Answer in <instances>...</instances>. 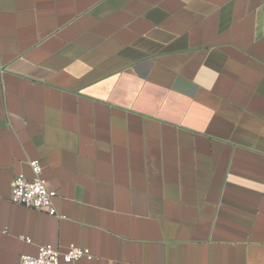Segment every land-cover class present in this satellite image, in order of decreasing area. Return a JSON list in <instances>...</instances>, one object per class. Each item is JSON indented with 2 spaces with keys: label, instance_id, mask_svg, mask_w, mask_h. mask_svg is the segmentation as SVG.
<instances>
[{
  "label": "crops",
  "instance_id": "obj_1",
  "mask_svg": "<svg viewBox=\"0 0 264 264\" xmlns=\"http://www.w3.org/2000/svg\"><path fill=\"white\" fill-rule=\"evenodd\" d=\"M45 245L264 264V0H0V264Z\"/></svg>",
  "mask_w": 264,
  "mask_h": 264
},
{
  "label": "built area",
  "instance_id": "obj_2",
  "mask_svg": "<svg viewBox=\"0 0 264 264\" xmlns=\"http://www.w3.org/2000/svg\"><path fill=\"white\" fill-rule=\"evenodd\" d=\"M33 178L28 179L21 175L17 177L11 186V201L15 204L25 206L37 211H45L48 215L63 219L54 206V199L57 193L50 189L47 182L42 178V167L39 161L30 162ZM30 243V239H24ZM83 258L92 259L88 249L69 246L66 251L45 245L39 248L37 257L24 255L21 257L20 264H73Z\"/></svg>",
  "mask_w": 264,
  "mask_h": 264
}]
</instances>
